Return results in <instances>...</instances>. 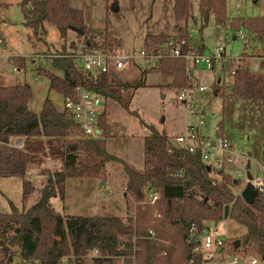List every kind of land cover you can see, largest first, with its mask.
<instances>
[{"label": "trees", "instance_id": "16d2710c", "mask_svg": "<svg viewBox=\"0 0 264 264\" xmlns=\"http://www.w3.org/2000/svg\"><path fill=\"white\" fill-rule=\"evenodd\" d=\"M68 1L21 0L20 5L29 8L24 16V26L30 29L34 39L42 42L47 34V23L56 27L61 39L66 38L68 27L72 26L84 32L82 37L77 35L85 41L84 50L95 48L86 37L83 12L71 8ZM130 1L135 3L138 0ZM192 1L173 0V14L177 22L187 20ZM198 1L200 31L207 26L211 16L219 25L225 26L226 0ZM229 28L233 36L244 29L252 38L264 44V17L235 18ZM180 35L172 37L185 41L182 50L186 52L190 49L186 33ZM166 38L163 35H149L143 42V48L154 50L155 45L162 44ZM62 49L63 52L67 51ZM245 51L246 45L239 57L240 64L234 66L229 61L223 67L224 74L234 69L230 95L264 100V76L245 69ZM10 61L18 70L25 67L22 58H12ZM51 62L61 75L42 68L35 69V72L45 77L49 89L62 98H71L74 86L82 85L135 115L129 111L130 99L122 94L127 85L115 74L90 79L78 71L69 58ZM154 70L171 78L168 87L172 89L178 91L187 84L182 59L164 57ZM147 73L141 72L138 80L132 84L134 90L145 86ZM212 90L214 96L221 95V82H214ZM30 98L28 85L0 86V177L25 176L34 159L29 140L44 137L53 145L52 156L62 166V170L54 174L61 197L66 179L100 170L106 162H119L126 178V192L135 202H143L146 188L155 190L159 199L155 204V215L150 208L137 206L134 219L123 220L112 215L63 218L51 205L54 189L52 179L48 178L35 205L21 213L12 207L10 214H0V234L8 233L4 243L17 248L22 260L37 264H200L191 253V246L186 243L189 228L195 226L200 230L205 222L223 220L224 208L229 206L227 219L245 228V234L238 240L239 246L234 244L233 250L254 249L259 259L264 261V199L260 194L253 205H246L232 191L234 180L230 176L213 168L207 170L208 166L201 161L199 154H189L173 147L169 138L145 125L141 119L140 125L147 127L150 134L143 141V171L137 172L106 152V114L99 118L100 138L72 140L69 138L78 133L77 124L64 111H57L48 99L44 101L39 116L33 114L28 109ZM222 127L223 124L218 123L217 136L222 134ZM12 138H22L23 147H9ZM262 153L264 156V141ZM83 160L90 164H84ZM238 183L236 181V185ZM32 191L31 183L24 179L23 201L30 197ZM142 227L146 228L145 232H141ZM150 231L155 238L150 237ZM93 252L96 256L87 261L86 256Z\"/></svg>", "mask_w": 264, "mask_h": 264}, {"label": "rangeland", "instance_id": "374dc122", "mask_svg": "<svg viewBox=\"0 0 264 264\" xmlns=\"http://www.w3.org/2000/svg\"><path fill=\"white\" fill-rule=\"evenodd\" d=\"M20 1L0 0V86L28 85L31 90L28 109L37 116L46 99L57 111L63 112L64 98L50 90L48 81L37 74L35 69L42 68L57 75H61V72L53 68L51 60H35L30 59V56L46 51L63 52L62 48L70 52L73 50L70 46L75 47L76 51H81L85 41L71 31L67 33L66 38L61 39L56 27L50 23L45 25L47 34L44 41H37L33 38L30 29L24 26V16L29 8L22 7ZM198 2V0L192 1V10L186 21L177 22L173 14V0H138L135 3L130 0L68 1L71 8L83 12L88 41L95 47L108 48L118 55H138L143 48L145 38L149 35H163L169 38L186 33L190 49L208 57L215 55L219 47H225L223 59L215 60L212 70L194 69L192 64L189 65L197 85L206 88L203 93L195 95L190 110H186L177 101L178 91L168 87L171 78L154 70L158 66L156 60H137L135 66L115 74L127 85L122 94L130 99L129 111L134 112L139 118L125 111L114 101L107 100L105 103L107 128L104 140L105 150L109 155L133 170L142 172L143 141L150 131L144 125H140L139 119L171 140L184 134L186 126H195L198 122V117L194 114L195 110L198 107L205 108L202 134L212 140L217 138L216 127L218 123H222L223 135L219 137L223 136L233 145L232 155H240L243 158L240 166L244 171L240 177L236 175L240 168L230 164L223 165V173L234 181H239L237 185L232 186V191L239 195L247 176L264 179L262 153L264 100L232 97L231 84L225 82L222 68L227 59H232L234 66L240 64L239 57L244 48L242 42L237 39V33L233 36L229 28L230 22L235 18L264 17V0H226L225 26L219 25L214 16H211L202 31H200ZM179 28L182 29L181 32L178 31ZM240 31L248 36L244 67L251 72L254 63L264 64V44L252 38L244 29ZM17 57L24 60L25 67L22 70L11 64L10 60ZM142 71L148 72L145 86L134 90L132 84L138 80ZM218 81L221 82L223 90L221 95L214 96L212 84ZM69 139L78 140V137L73 134ZM14 140L15 138H12L10 142L13 143ZM29 144L33 148L34 159L29 164L25 176L0 177V214H10L12 207L21 213L35 205L48 178L52 179L54 189L51 205L63 218L112 215L123 220L134 219L137 206H146L154 215L157 213L156 206L151 207L145 203L146 196L143 202H135L126 192V178L123 166L119 162H106L100 170L66 179L61 197L54 181V174L61 171L62 166L60 161L52 156L53 145L44 137L30 139ZM82 162L90 164L88 161ZM24 179L31 183L33 191L30 197L23 201ZM204 225L217 230L223 238L226 235L234 244L245 234V228L230 219L205 222ZM143 230L145 232L146 228L142 227L141 232ZM7 235L0 234V264H37L35 261L23 263L19 250L4 243ZM240 251H243L247 257H256L259 264H264L254 249L241 248ZM94 256H96L95 252L89 253L86 256L87 261ZM217 258L216 256L214 261L208 264H219Z\"/></svg>", "mask_w": 264, "mask_h": 264}, {"label": "built area", "instance_id": "2783aa9c", "mask_svg": "<svg viewBox=\"0 0 264 264\" xmlns=\"http://www.w3.org/2000/svg\"><path fill=\"white\" fill-rule=\"evenodd\" d=\"M237 39L243 45L248 43L247 34L245 35L241 31L237 32ZM184 45V40H174L173 37H169L162 44L155 45L154 50L147 51L142 48L138 55H118L108 48L95 47L81 51H46L43 53H35L30 56V59L41 61L48 59L52 61L63 57L69 58L74 62L76 69L90 79H95L105 74H117L121 70L135 66L137 60H156L158 62L164 57L182 59L185 64L187 84L178 90L177 101L186 110H190L194 104L195 95L203 93L206 88L198 86L194 81L189 65L192 64L194 69L212 70L214 61H221L223 59L225 47H219L215 55L208 57L195 53L191 49L183 52L182 47ZM231 60L227 59L226 63ZM251 73L264 76V64L254 63ZM223 78L225 82H229L232 85L234 81V69L224 74ZM63 101L64 112L78 126L77 137L83 140L100 138L101 131L98 128V122L99 118L103 114H106L105 103L107 99L91 89L82 85H76L73 88L72 97L66 98ZM194 114L198 117L197 124L195 126H186L184 134L170 140L171 145L189 154H199L201 161L209 168L223 171L224 164H230L240 168L236 172V175L240 177L242 171H244V168L240 166L243 158L240 155L231 154L233 145L225 138L217 136V138L212 140L202 134L201 129L204 125L205 108L198 107ZM8 146L21 149L23 144L21 140L16 139L13 143L9 142ZM251 184L257 194H260L264 199V179L252 178ZM144 197L146 198L145 203L153 207L159 199V194L151 188H146ZM149 235L152 239L154 238V234L151 231ZM186 243L191 246V253L198 258L200 264L211 263L216 256L218 257L219 264H259V260L256 257H247L240 250L234 251V243H231L226 235L225 238L220 236L217 230H213L208 225H204L200 230L195 226H191L188 231Z\"/></svg>", "mask_w": 264, "mask_h": 264}, {"label": "water", "instance_id": "95a60500", "mask_svg": "<svg viewBox=\"0 0 264 264\" xmlns=\"http://www.w3.org/2000/svg\"><path fill=\"white\" fill-rule=\"evenodd\" d=\"M68 30L75 33L78 36L84 35L83 31H81L75 27H72V26H69ZM248 167H249V165H247V168ZM207 170H210V168L208 167ZM251 180H252V178L250 176H247V182H246L244 188L242 189V191L239 195L241 197L242 201L246 205H249V206L254 204V202L258 196L256 190L253 188V186L251 184ZM234 184H236V181H234ZM228 212H229V206H225L224 212H223V220L228 218ZM238 246H239V243L237 242L236 247H238Z\"/></svg>", "mask_w": 264, "mask_h": 264}, {"label": "crops", "instance_id": "0c3cea01", "mask_svg": "<svg viewBox=\"0 0 264 264\" xmlns=\"http://www.w3.org/2000/svg\"><path fill=\"white\" fill-rule=\"evenodd\" d=\"M193 79H194V81H195V77H194V76H193ZM222 132H223V127H222ZM222 135H223V134H222ZM222 137H223V136H222ZM16 139H18V140L20 139V140L23 142V139H22V138H15V140H16ZM239 195H240V193H239ZM3 250L5 251V254H6L7 251H6V248H5V247L3 248ZM19 256H20V255H19ZM22 262H23V263H26L27 261L22 260Z\"/></svg>", "mask_w": 264, "mask_h": 264}]
</instances>
